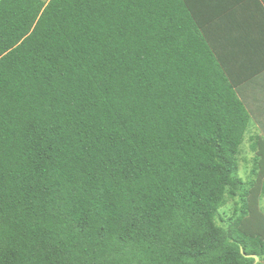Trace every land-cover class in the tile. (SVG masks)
Here are the masks:
<instances>
[{"label": "trees", "instance_id": "1", "mask_svg": "<svg viewBox=\"0 0 264 264\" xmlns=\"http://www.w3.org/2000/svg\"><path fill=\"white\" fill-rule=\"evenodd\" d=\"M263 69L264 0H0V264H264Z\"/></svg>", "mask_w": 264, "mask_h": 264}, {"label": "crops", "instance_id": "2", "mask_svg": "<svg viewBox=\"0 0 264 264\" xmlns=\"http://www.w3.org/2000/svg\"><path fill=\"white\" fill-rule=\"evenodd\" d=\"M251 77L238 86V95L250 115L249 123L244 134V137L246 134L249 135L250 149L251 136L260 137L264 140V69L256 72Z\"/></svg>", "mask_w": 264, "mask_h": 264}, {"label": "rangeland", "instance_id": "3", "mask_svg": "<svg viewBox=\"0 0 264 264\" xmlns=\"http://www.w3.org/2000/svg\"><path fill=\"white\" fill-rule=\"evenodd\" d=\"M249 135L246 134L244 141L241 145V152L238 155V169L236 175L242 179L243 184H246L252 177V166L254 152L250 149ZM235 200H239L236 196L233 200H228L227 203L220 208L219 215L217 217L218 224L223 226L225 229L229 226L230 222L234 219L236 214L234 209L237 208ZM236 205V206H235ZM262 208L264 209V200L261 202ZM235 207V208H234Z\"/></svg>", "mask_w": 264, "mask_h": 264}]
</instances>
